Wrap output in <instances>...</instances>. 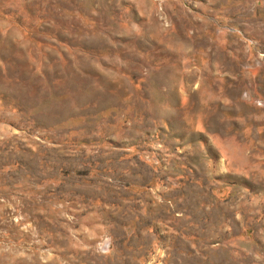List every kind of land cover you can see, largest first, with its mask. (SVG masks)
<instances>
[{
  "label": "rangeland",
  "instance_id": "374dc122",
  "mask_svg": "<svg viewBox=\"0 0 264 264\" xmlns=\"http://www.w3.org/2000/svg\"><path fill=\"white\" fill-rule=\"evenodd\" d=\"M0 264H264V0H0Z\"/></svg>",
  "mask_w": 264,
  "mask_h": 264
}]
</instances>
